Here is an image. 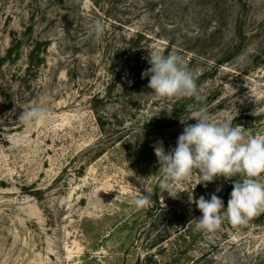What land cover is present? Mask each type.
Wrapping results in <instances>:
<instances>
[{"label": "rangeland", "instance_id": "374dc122", "mask_svg": "<svg viewBox=\"0 0 264 264\" xmlns=\"http://www.w3.org/2000/svg\"><path fill=\"white\" fill-rule=\"evenodd\" d=\"M149 51L183 58L212 122L264 134V0H0V90L12 93L0 97V264H264V213L195 230L189 195L230 180L205 188L194 174L177 198L160 188L154 145L176 146L194 101L151 94L133 67ZM40 105L46 117L26 126ZM164 108L174 124L145 133Z\"/></svg>", "mask_w": 264, "mask_h": 264}, {"label": "clouds", "instance_id": "9594fccd", "mask_svg": "<svg viewBox=\"0 0 264 264\" xmlns=\"http://www.w3.org/2000/svg\"><path fill=\"white\" fill-rule=\"evenodd\" d=\"M92 30L97 39L102 38L105 25L96 19ZM148 67L142 77L149 79L151 94L161 100L189 99L194 103L186 106L190 116L180 120L184 124L176 146L165 149L163 142L154 145V153L162 173L160 188L172 198H177V185H187L192 176L206 188L218 177L225 180L237 179L232 184L227 207L215 193L210 199L189 195L201 213L195 218V230L206 236L215 234L227 221L233 227L245 226L257 215L264 213V134L245 136L241 126L233 127L230 122H212L207 110L201 106L205 99L196 83L193 71L183 58L175 52L164 55L149 51ZM171 114L172 110H167ZM47 115L44 106H33L22 112L19 119L32 126ZM194 120L195 123H187ZM221 187L216 189L220 192ZM131 203L142 209L149 203L148 196H133Z\"/></svg>", "mask_w": 264, "mask_h": 264}, {"label": "trees", "instance_id": "16d2710c", "mask_svg": "<svg viewBox=\"0 0 264 264\" xmlns=\"http://www.w3.org/2000/svg\"><path fill=\"white\" fill-rule=\"evenodd\" d=\"M18 41L19 40H17V39L15 40V42H18ZM19 44H20V42L13 44V46L10 47L7 50V54L3 58L6 59V60H9V62L15 60L16 57H17L18 50H19ZM34 53H35L34 50H32L31 53H30V57L29 58L31 59V61H30L29 65H28L29 67H30V65H32V66L35 65V63L33 61ZM133 67H135V69L137 71H139V73H137V74H139V76L142 77V73L148 67H150V65L148 63V59L140 58V59H137L136 61H134ZM19 75L20 74L15 75L13 73L11 80H13L14 76L17 77ZM142 79H143V81H149V79L146 78V77H142ZM0 97H1L3 102L11 105V99H12L11 91H7V89L0 90ZM165 109L171 110L169 108H164L162 111H160L159 113L155 114L148 122L145 123V127H144V132L145 133H148V132H151V131H156V130H161L163 128L172 126L174 124V122L176 120L175 117H176V114L178 112L177 109L172 110L171 114H168V112L165 111ZM95 111H96L95 113L97 115V119L99 121V124L102 126L103 125V121H102L103 119L100 116V113L98 112V109H95ZM0 130H3L2 125H0ZM236 179H237L236 177H233L232 180H230L228 183H226V185L220 186L222 188V190L217 193V195L224 201V205L225 206H227V202H228L230 193L232 191V184H233V182Z\"/></svg>", "mask_w": 264, "mask_h": 264}]
</instances>
